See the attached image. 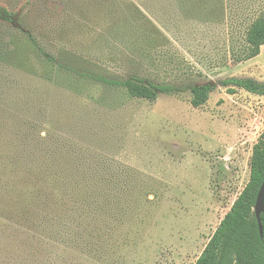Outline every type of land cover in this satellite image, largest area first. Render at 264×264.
I'll return each mask as SVG.
<instances>
[{"label": "rangeland", "instance_id": "374dc122", "mask_svg": "<svg viewBox=\"0 0 264 264\" xmlns=\"http://www.w3.org/2000/svg\"><path fill=\"white\" fill-rule=\"evenodd\" d=\"M60 64L0 56V264H194L250 178L261 53L237 62L264 0H0ZM181 90L155 101L97 80ZM213 84L191 102L190 86ZM35 238H34V237ZM37 242H39L37 244ZM46 243H48L46 245Z\"/></svg>", "mask_w": 264, "mask_h": 264}, {"label": "trees", "instance_id": "16d2710c", "mask_svg": "<svg viewBox=\"0 0 264 264\" xmlns=\"http://www.w3.org/2000/svg\"><path fill=\"white\" fill-rule=\"evenodd\" d=\"M19 21L16 14L5 7H0V22L16 26ZM19 24L17 27L20 26ZM18 30L19 32L13 35L9 44L1 43L0 37V56H3L11 64L30 71L33 69L32 57L35 55L43 56L44 62L58 64L60 67L59 61L41 47L32 32L23 28ZM263 45L264 13H261L246 28L243 49L233 51V58L237 62L254 58L261 53ZM95 78L111 85L123 87L131 97L149 101H155L161 94L181 90L173 84L156 83L139 76L129 77L125 80L108 79L104 76ZM221 84L229 87L228 90L231 93L236 92V88H243L251 93L264 95V82H258L252 78L230 77L222 80ZM214 88L215 85L209 83L190 86L192 104L194 106L205 104ZM263 181L264 130L253 145L249 181L220 221L194 264H264V213L261 214L263 225V235L261 236L254 211L257 194Z\"/></svg>", "mask_w": 264, "mask_h": 264}, {"label": "water", "instance_id": "95a60500", "mask_svg": "<svg viewBox=\"0 0 264 264\" xmlns=\"http://www.w3.org/2000/svg\"><path fill=\"white\" fill-rule=\"evenodd\" d=\"M255 215L258 221L259 231L261 236L263 235V225L261 214L264 213V181L262 182L257 194L256 203L254 206Z\"/></svg>", "mask_w": 264, "mask_h": 264}]
</instances>
